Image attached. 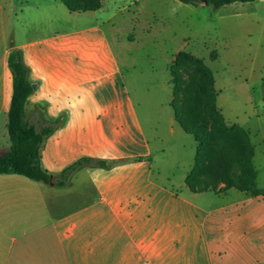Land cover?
Instances as JSON below:
<instances>
[{"label": "crops", "instance_id": "crops-1", "mask_svg": "<svg viewBox=\"0 0 264 264\" xmlns=\"http://www.w3.org/2000/svg\"><path fill=\"white\" fill-rule=\"evenodd\" d=\"M34 25L28 21L26 26L32 30ZM80 33L29 35L16 43L10 24L0 21V152L11 146L8 58L11 51L21 50L29 79L36 84L26 104L28 119L36 122L42 112L48 120H62L41 149L42 166L54 176L82 156L106 157L92 145L98 136L105 137L104 120L112 112L123 117L132 107L128 92L114 85L118 76L124 79L123 62L118 55H99L90 48L82 54ZM107 81L111 86L102 87ZM253 146L256 184L264 192V173H259ZM259 152L261 160L264 144ZM83 171L89 182L77 183ZM144 187L124 185L93 167L80 169L64 186L0 174V264H264V193L251 195L237 188L216 193H243L231 201L232 214H223L216 233H175L161 229L159 216L138 213L150 197ZM205 192L210 191H193Z\"/></svg>", "mask_w": 264, "mask_h": 264}, {"label": "rangeland", "instance_id": "rangeland-1", "mask_svg": "<svg viewBox=\"0 0 264 264\" xmlns=\"http://www.w3.org/2000/svg\"><path fill=\"white\" fill-rule=\"evenodd\" d=\"M205 1L103 0L98 11L80 13L57 0L0 3V21L10 24L16 43L29 35L81 30L82 54L90 48L99 55H118L124 79L118 76L114 85L128 92L132 107L123 117L112 112L104 120L105 137L98 136L92 145L96 153L107 155L101 159L108 166L93 168L104 169L107 177L124 185H144L150 197L138 213L159 216L161 229L168 232L216 233L223 214H232L231 201L243 196L236 189L228 196L216 195L219 190L193 193L185 184L197 143L174 119L172 105L181 107L183 93L173 100L170 69L180 51L201 57L210 67L222 115L249 132L258 149L257 168L264 173L259 152L264 144V0L219 8ZM36 4L43 16L33 10ZM28 21L35 24L32 30ZM181 74L184 88L198 77L193 65H186ZM106 83L102 87L111 86ZM89 177L83 171L76 182L88 183Z\"/></svg>", "mask_w": 264, "mask_h": 264}, {"label": "trees", "instance_id": "trees-1", "mask_svg": "<svg viewBox=\"0 0 264 264\" xmlns=\"http://www.w3.org/2000/svg\"><path fill=\"white\" fill-rule=\"evenodd\" d=\"M59 1L72 12L97 11L103 6V0ZM181 1L197 3V0ZM207 1L219 8L233 2L256 0ZM186 65L195 66L198 73V77L193 79L188 88L183 87L181 74ZM8 66L13 78L7 125L11 146L0 152V174H19L35 181H54L55 184L64 186L80 169L107 167L106 160L89 156L77 159L58 176L52 175L42 166V146L60 127L62 120H48L42 112H39L36 122L29 120L26 104L34 88L21 50L10 52ZM170 72L173 100L180 92L183 93L181 107L172 105L175 120L185 132L195 137L197 143L195 162L185 179L187 186L194 192L237 188L251 195L263 194V190L256 184L257 171L253 162L255 150L249 132L240 125L225 120L217 104L214 74L204 59L182 50L176 55ZM221 184L224 186L219 188Z\"/></svg>", "mask_w": 264, "mask_h": 264}, {"label": "water", "instance_id": "water-1", "mask_svg": "<svg viewBox=\"0 0 264 264\" xmlns=\"http://www.w3.org/2000/svg\"><path fill=\"white\" fill-rule=\"evenodd\" d=\"M205 2H207V1H205ZM32 86H33V88H36V84H32Z\"/></svg>", "mask_w": 264, "mask_h": 264}, {"label": "built area", "instance_id": "built-area-1", "mask_svg": "<svg viewBox=\"0 0 264 264\" xmlns=\"http://www.w3.org/2000/svg\"><path fill=\"white\" fill-rule=\"evenodd\" d=\"M3 0H0V2H2Z\"/></svg>", "mask_w": 264, "mask_h": 264}]
</instances>
